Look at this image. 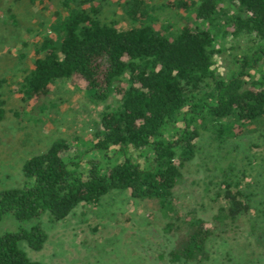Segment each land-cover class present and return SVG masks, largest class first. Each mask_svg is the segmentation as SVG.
I'll return each instance as SVG.
<instances>
[{"label":"trees","instance_id":"16d2710c","mask_svg":"<svg viewBox=\"0 0 264 264\" xmlns=\"http://www.w3.org/2000/svg\"><path fill=\"white\" fill-rule=\"evenodd\" d=\"M71 1H59L64 14L55 18L53 32L41 38L40 56L18 83L19 113L22 117L42 113L56 78L81 82L93 102L114 92L120 104L116 112L101 114V131L83 151L54 140L43 153L26 159L21 165L24 184L0 193V219L10 214L26 222L47 212L53 220H61L80 202L95 201L110 190H128L132 198L155 201L161 217L173 214L177 249L170 254L174 260H190L218 234L204 219L173 209L172 189L179 176L174 151L180 149L184 159L192 157L199 121H210L211 131L223 142L238 128L264 117V0H228L238 12L224 15V31L233 38L243 37L252 48L238 58L235 71L226 78L215 76V51L207 29L189 23L177 32L155 29L140 0H119L129 26L117 29L95 19L93 8ZM194 3L179 0L173 6L191 5L195 19L218 15L215 0ZM255 69L260 74L253 78L250 71ZM125 71H129L127 85H114ZM207 79L212 81L211 92L184 89H194ZM2 113L0 107V118ZM222 118L240 125L223 127ZM91 151L94 155L89 157ZM234 176H224L218 188L226 200L224 217L229 223L246 219L248 232L252 223V246L246 241L240 250L260 251L255 244L264 247V197L257 200L251 183ZM259 194L264 195V184ZM20 240L39 250L45 234L38 225L0 234V264H42L18 248Z\"/></svg>","mask_w":264,"mask_h":264},{"label":"rangeland","instance_id":"374dc122","mask_svg":"<svg viewBox=\"0 0 264 264\" xmlns=\"http://www.w3.org/2000/svg\"><path fill=\"white\" fill-rule=\"evenodd\" d=\"M59 1L0 0V107L3 109L0 193L21 187L25 182L22 163L43 153L54 140L65 141L79 151L88 148L101 131V114L116 112L120 104L119 95L114 92L103 101L93 102L85 96L81 82L56 78L44 99L42 113L33 112L28 117L19 113L18 83L32 61L40 56L41 38L53 32L55 18L64 14ZM140 1L155 29L177 32L189 23L210 31L216 77L232 74L238 58L252 48L243 37L233 38L224 31V15L238 12L228 0H215L218 15L210 20L195 19L191 5L173 6L179 0ZM191 1L194 5L198 3ZM71 3L87 10L93 8V17L101 24L117 29L129 26L119 0H72ZM250 73L253 78L260 74L258 69ZM128 75L129 71H125L114 85L125 87ZM184 89L211 92L212 81L207 79L194 89L189 86ZM219 120L227 128L240 125L230 118ZM211 125L210 121L198 122L199 134L192 145V157L182 158L177 148L173 156L179 173L172 189L173 209L181 215L204 219L218 234L192 259L174 260L170 254L177 247L173 243L178 231L173 214L161 217L155 201L132 198L128 190H110L95 201L80 202L61 220H53L47 212L26 222H19L10 214L3 215L0 234L38 225L45 234L39 250L23 240L17 245L30 260L42 264H264V247L255 244L260 251L240 250L246 248L243 245L246 241L248 247L252 246L255 235L251 230L254 233L255 230L250 228L251 223L248 232L244 218L229 223L224 217L226 200L218 192L223 177L235 173L238 179L251 183L252 195L257 200L264 197L259 194L264 184V117L241 130L235 126L239 132L223 142L215 137ZM88 153L89 157L94 155L92 151ZM142 161L140 158L139 162ZM231 169L234 171H227ZM247 257L256 259L246 261Z\"/></svg>","mask_w":264,"mask_h":264}]
</instances>
